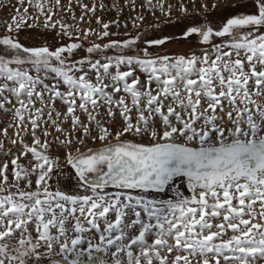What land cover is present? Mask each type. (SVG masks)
Returning <instances> with one entry per match:
<instances>
[{
  "label": "snow or ice",
  "instance_id": "obj_1",
  "mask_svg": "<svg viewBox=\"0 0 264 264\" xmlns=\"http://www.w3.org/2000/svg\"><path fill=\"white\" fill-rule=\"evenodd\" d=\"M113 7L119 19L97 15ZM129 7L169 25L178 9L187 26L124 38L119 4L13 6L0 36V114L13 121L0 129V264L57 246L50 264H85L84 244L91 264H264V0L216 30L193 26L181 0ZM192 39L199 54L159 47Z\"/></svg>",
  "mask_w": 264,
  "mask_h": 264
},
{
  "label": "rangeland",
  "instance_id": "obj_2",
  "mask_svg": "<svg viewBox=\"0 0 264 264\" xmlns=\"http://www.w3.org/2000/svg\"><path fill=\"white\" fill-rule=\"evenodd\" d=\"M47 2V0H46ZM83 3L91 4L93 2H99V0H82ZM104 3H113V4H119L123 8V16L125 17V20L129 24V28L127 32L123 28H121L119 31L123 34L124 38H127L129 35H135L137 31H144L148 25H160L161 22L164 23L163 27V35H178L180 30L185 28L187 26V21H185L184 17L179 14V10H174L171 13V25L167 23V17L162 15L159 11H156L154 14L150 13L147 9L143 7H136L131 8L129 7V0H103ZM155 2V0H154ZM173 0H169V3H172ZM182 3H184L189 8L188 13V20L193 22V26H199V27H212L214 30L222 26V23H226L227 18H231L232 14H238V13H245L247 14V9L245 7H242V5L245 3V0H181ZM62 3L67 5L69 3V0H62ZM136 3L139 4L140 0H136ZM17 4V0H0V36L4 34V25L11 22V17L14 15L13 12V6ZM251 7V5H249ZM254 11V9H253ZM75 14L77 17L81 15L80 9L76 8ZM138 14H144L146 16V21L142 23L139 27V29L132 27V19H134ZM65 16H67V13H64ZM98 16H104V17H111L112 19H119L120 14H116L113 11L105 12L101 10L97 13ZM59 18V17H58ZM132 18V19H129ZM92 26L96 27L95 22H92ZM84 28H88V24H83ZM44 31V30H41ZM113 32H116L117 29L113 28ZM149 31H151L149 29ZM28 32H32L33 35L36 33L32 30H28ZM27 32L22 31L20 33V41L24 44H29V40L26 39ZM116 38V37H113ZM221 39L225 38H216V42L219 43ZM68 39L65 38L63 41L57 39L56 44L61 45L68 43ZM149 47L148 44H143L141 46L140 51L142 52L144 48ZM164 48L165 51H167L169 54H172L174 52H188L191 54L192 52H196L199 54L204 50L206 47L205 45L199 44L196 40L192 39L190 41L188 40H170L167 42L166 48L164 46H159ZM100 111H103L101 109ZM107 117H105L106 119ZM12 118L9 115L6 114H0V129H2L5 124H11ZM63 127H68L67 124L62 125ZM4 138L0 136V141H3ZM114 142V141H112ZM89 147H98L99 144H92L91 142H88ZM5 148L7 149H13L14 146L11 144L10 141L5 142ZM87 149H85L86 151ZM4 156L0 155V160H3ZM187 194V193H186ZM86 235H94V243L99 242V234L95 233V230H92V232L87 233ZM78 250L84 252V256L82 259L85 260V264H91V262L88 261V254H87V244L78 246ZM41 256L40 257H30L26 258L30 260V264H35V261L37 259H42L44 261H50L51 259L55 258L57 260H62V256L56 255L55 253L58 252V246L56 249L53 250V255L48 254V249L46 247H42L40 249ZM102 258L106 261H110L111 257L105 256L103 253H101ZM73 254H69V257L72 258ZM93 256H96V253L93 252Z\"/></svg>",
  "mask_w": 264,
  "mask_h": 264
},
{
  "label": "water",
  "instance_id": "obj_3",
  "mask_svg": "<svg viewBox=\"0 0 264 264\" xmlns=\"http://www.w3.org/2000/svg\"><path fill=\"white\" fill-rule=\"evenodd\" d=\"M98 255H101V253H98ZM52 260H57V259H55V258L51 259V260L49 261V264H50V262H51Z\"/></svg>",
  "mask_w": 264,
  "mask_h": 264
},
{
  "label": "flooded vegetation",
  "instance_id": "obj_4",
  "mask_svg": "<svg viewBox=\"0 0 264 264\" xmlns=\"http://www.w3.org/2000/svg\"><path fill=\"white\" fill-rule=\"evenodd\" d=\"M98 255V253H96V256ZM99 256H101L102 257V255H99Z\"/></svg>",
  "mask_w": 264,
  "mask_h": 264
}]
</instances>
